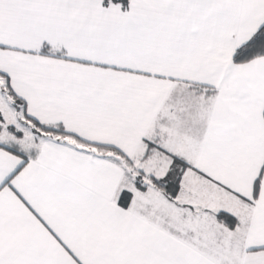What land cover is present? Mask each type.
<instances>
[{
    "label": "snow or ice",
    "instance_id": "1",
    "mask_svg": "<svg viewBox=\"0 0 264 264\" xmlns=\"http://www.w3.org/2000/svg\"><path fill=\"white\" fill-rule=\"evenodd\" d=\"M0 264H264V0H0Z\"/></svg>",
    "mask_w": 264,
    "mask_h": 264
}]
</instances>
